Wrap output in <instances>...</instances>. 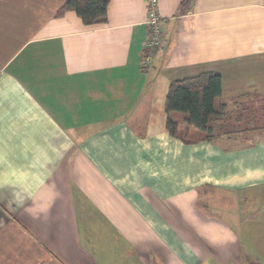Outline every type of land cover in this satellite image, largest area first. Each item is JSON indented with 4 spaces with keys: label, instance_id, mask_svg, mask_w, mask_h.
I'll return each instance as SVG.
<instances>
[{
    "label": "crops",
    "instance_id": "obj_1",
    "mask_svg": "<svg viewBox=\"0 0 264 264\" xmlns=\"http://www.w3.org/2000/svg\"><path fill=\"white\" fill-rule=\"evenodd\" d=\"M66 1L0 0V264H264V0H158L145 66L147 0ZM205 71L224 119L185 142L166 97Z\"/></svg>",
    "mask_w": 264,
    "mask_h": 264
},
{
    "label": "trees",
    "instance_id": "obj_2",
    "mask_svg": "<svg viewBox=\"0 0 264 264\" xmlns=\"http://www.w3.org/2000/svg\"><path fill=\"white\" fill-rule=\"evenodd\" d=\"M191 0L181 1V11L187 8ZM110 0H67L57 11L62 16L67 11H75L84 24L91 25L107 21ZM222 76L214 71L201 72L195 76L174 79L170 83L166 97L165 110L167 113L166 127L173 136L191 142L198 138L191 134L194 129L201 133L202 139L214 140L217 137V125L224 119V104L216 108V99L222 96ZM223 106V107H222ZM183 113L186 130L180 128V122L174 117ZM222 127L220 132L233 133L247 130L246 128ZM231 128V129H230ZM219 130V129H218ZM247 264H255L249 262Z\"/></svg>",
    "mask_w": 264,
    "mask_h": 264
},
{
    "label": "built area",
    "instance_id": "obj_3",
    "mask_svg": "<svg viewBox=\"0 0 264 264\" xmlns=\"http://www.w3.org/2000/svg\"><path fill=\"white\" fill-rule=\"evenodd\" d=\"M158 0H147V19L149 34L145 41L142 63L147 65L156 49L162 44L164 18L157 8Z\"/></svg>",
    "mask_w": 264,
    "mask_h": 264
},
{
    "label": "rangeland",
    "instance_id": "obj_4",
    "mask_svg": "<svg viewBox=\"0 0 264 264\" xmlns=\"http://www.w3.org/2000/svg\"><path fill=\"white\" fill-rule=\"evenodd\" d=\"M246 124V122H244Z\"/></svg>",
    "mask_w": 264,
    "mask_h": 264
}]
</instances>
